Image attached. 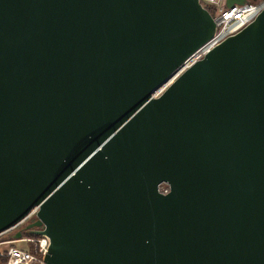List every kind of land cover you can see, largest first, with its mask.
<instances>
[{"label": "water", "instance_id": "obj_1", "mask_svg": "<svg viewBox=\"0 0 264 264\" xmlns=\"http://www.w3.org/2000/svg\"><path fill=\"white\" fill-rule=\"evenodd\" d=\"M214 32L199 0H0V233L36 208L45 264H264V10L153 96Z\"/></svg>", "mask_w": 264, "mask_h": 264}, {"label": "built area", "instance_id": "obj_2", "mask_svg": "<svg viewBox=\"0 0 264 264\" xmlns=\"http://www.w3.org/2000/svg\"><path fill=\"white\" fill-rule=\"evenodd\" d=\"M226 2L227 0H199L204 9L213 12L214 35L181 64L172 78L154 93V98L161 96L180 75L201 61L227 38L234 36L253 22L264 10V0H245L241 5L231 6H227ZM160 191L167 192L164 189ZM36 214L37 209L34 208L24 222L31 218L36 219ZM19 226L0 233V258L5 260V264H45L44 256L47 254L49 239L46 236H21L18 240L11 239V235L19 230Z\"/></svg>", "mask_w": 264, "mask_h": 264}, {"label": "flooded vegetation", "instance_id": "obj_3", "mask_svg": "<svg viewBox=\"0 0 264 264\" xmlns=\"http://www.w3.org/2000/svg\"><path fill=\"white\" fill-rule=\"evenodd\" d=\"M168 190V187L166 188V191ZM35 218H31L26 220L25 222H23L20 226H19V230L22 231V233H27V232H33V231H37L39 230L38 228H30L29 226L32 225L35 222Z\"/></svg>", "mask_w": 264, "mask_h": 264}, {"label": "trees", "instance_id": "obj_4", "mask_svg": "<svg viewBox=\"0 0 264 264\" xmlns=\"http://www.w3.org/2000/svg\"><path fill=\"white\" fill-rule=\"evenodd\" d=\"M208 12L210 13L211 16H213V12L211 10H208ZM166 188H167L166 185L160 186V189L161 190H163V189L166 190ZM22 236H28V235H26L25 233H23ZM32 237H36V236H32ZM0 264H5V260L0 258Z\"/></svg>", "mask_w": 264, "mask_h": 264}]
</instances>
